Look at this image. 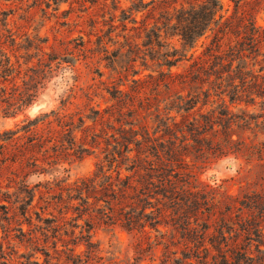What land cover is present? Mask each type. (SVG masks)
Here are the masks:
<instances>
[{"label":"rangeland","instance_id":"rangeland-1","mask_svg":"<svg viewBox=\"0 0 264 264\" xmlns=\"http://www.w3.org/2000/svg\"><path fill=\"white\" fill-rule=\"evenodd\" d=\"M133 1L0 0V60L9 57L14 65L6 81L0 76V264H264V98L256 94L264 91V50L234 63L231 70L242 64L255 78L232 102L218 94L215 76L211 82L202 70L204 79L193 82L179 75L195 60L210 71L215 58L207 62L204 49L211 31L184 50L161 17L165 9L166 17L174 15L173 0L140 12L130 10ZM221 1L226 16L245 11L264 26V0H244L239 9L233 0ZM156 21L162 53L178 49L182 56L171 68L173 79L159 77L169 68L159 65L158 46L144 45ZM223 79L222 88L230 89L233 80L227 73ZM116 89L124 92L122 101L113 99ZM189 99L198 102L185 110ZM131 128L141 142L149 132L172 150L151 159L177 167L168 158L182 157L190 172L178 205L152 199L147 212L153 210L159 230L148 222L129 231L105 222L99 209L105 202L69 199L83 179L115 176L120 161L123 175L131 173L125 153H114L116 141L136 137ZM130 147L135 155L137 146ZM113 153L117 160L110 163L106 156ZM249 219L259 231L244 230ZM187 221L190 231L183 228Z\"/></svg>","mask_w":264,"mask_h":264},{"label":"trees","instance_id":"trees-1","mask_svg":"<svg viewBox=\"0 0 264 264\" xmlns=\"http://www.w3.org/2000/svg\"><path fill=\"white\" fill-rule=\"evenodd\" d=\"M156 1L157 0H150L146 2L145 0H134L130 10L140 12L146 9V7L150 4H154ZM161 1L164 6L168 3L167 0ZM233 1H235L237 9H239L240 3L244 0ZM171 5L173 10H175L174 15L166 17L164 14L169 13V9H165V13L162 14L161 17L167 20L166 26L169 25V27L175 29L173 34L181 36L184 50L196 47L199 39L211 31L212 39L210 44H205L204 55L207 56V62L215 58V64H210L212 66L210 71L207 69L205 70L203 66H198L199 62L198 60H195L191 65V69L188 70L187 73H181L179 75L184 76L186 81H202L204 79L202 76L203 70L205 73L209 74V80L212 76H215V79L219 80L216 84V88L220 90L218 92L220 97L223 98V96L227 95L232 102L237 100L240 96V92L246 91L245 85L248 82V79L250 78L252 81L255 78V75L252 74V71L244 69L246 66L242 64H237L236 69L234 70H231V68L236 60L246 62L252 55L253 59H256L259 55H261L262 50H264V26L258 25L254 17L245 11L239 17L226 16L221 13L223 10V3L221 0H173ZM130 16V21L135 24L133 28H136L138 20L135 16H132V13ZM164 22L165 21L163 20V23ZM124 29H127V25H124ZM145 29H147V27H145ZM146 34L148 42L144 45L154 44L158 46V49H155V52L160 54V56H163L164 59V62L159 63V65H166L169 68L168 72H165L164 70L159 71V77H168L169 79H173L175 73L172 72L171 68L180 60V57H182L179 54V50H167L162 53L161 49L166 46V44L162 40L159 21H156L154 28L150 31V33ZM167 34L168 33L166 32V36ZM154 48L156 47L154 46ZM191 57H194V53H192ZM198 58H200V56H198ZM152 59H154V57H152ZM49 60L50 61L47 65L51 68L52 62L55 58L49 57ZM0 66L2 67L0 76L6 81L8 79L7 77L14 70V65L11 63L9 57H5L0 60ZM217 66L223 68L229 66L230 69L228 71H223L216 69ZM194 67L195 70H193ZM225 73L228 74L229 80H233V83L227 84L230 89L222 88L223 81L225 80L223 79ZM233 75L236 76L233 77ZM148 77L153 79L155 78V74H153V72L149 73ZM236 78L240 80V85L235 83ZM140 80L141 79L135 81ZM210 81L212 82V80ZM240 86H242L241 89ZM116 92L120 93V95L113 93V99L120 98L119 100L122 101L123 98L121 99V97L122 94L124 95V92L121 89H116ZM204 92L209 95L210 89ZM256 94L258 97L264 98V91ZM251 96L254 102L256 97L253 96V93H251ZM192 101V99L186 101V105H183L182 108L189 110L190 108L195 107L198 101ZM178 109H181V107H178ZM169 118H172L174 124H177L175 121L176 117L170 116ZM127 123L132 124V121H127ZM130 131L136 137H133V139H129L127 137L125 142L116 141V151L114 153H118L120 155L125 153L123 160L128 161L126 170L131 173L123 175L122 166L125 163L120 161L117 165L115 176H113V174L103 175V177H101L103 180H101L98 179L99 176L96 174L91 178L83 179L81 184L71 187V190H75L78 196L75 197L76 194L71 195V192H69V199H80L84 202H89L90 198H93L94 204H98L101 201L105 202L106 208L99 207L101 210L100 214L104 218L105 222H107V220L110 221L111 224L120 222L121 226L129 231L138 228H145L148 222L152 227H156L157 230H159V219H156L153 214V210L151 213L147 212L150 207H153L152 199L159 202L161 198H167L169 199L171 206L178 205L184 200L182 195L187 193L189 190V186L191 184V181L189 180L190 172L186 171V163L182 157H176L172 160L171 158H168L169 162L173 160L176 161L177 167L155 161V159L161 160V152H164L166 155H170L172 152V150L166 151L165 140L158 142V139L160 140L161 137H151L148 132L147 136H143L144 140L141 142V140L137 137L138 133L135 132V129L131 128ZM111 137L116 138L115 133L111 134ZM122 138L125 139L126 136H123ZM228 139L229 141H234L230 135L226 140ZM133 142L137 146L135 155H132L134 148L130 147V144ZM114 153L112 154V157H109V154L106 156V158H108L106 160L110 163H114L117 160ZM151 157L155 159H151ZM102 169L104 168L102 167L101 170ZM84 194L86 195L84 196ZM33 198L34 196L30 199L28 203L29 205H31ZM58 202H63V200L60 199ZM202 204H206L205 206L208 205L206 196ZM72 206L73 205H71V207ZM49 207H51V204L48 205V208ZM78 209L79 208L77 207V210ZM206 209L209 210V207L207 206ZM26 213L27 211H25V215ZM212 215H215V211ZM195 216H197V214ZM54 218L55 216L47 220L53 222L52 219ZM196 220H198V217H196ZM250 220L251 219H249L247 223H243L244 230L248 234H251L252 231H259L260 224L256 225V221L252 222ZM190 223V221L184 223L183 228L190 231ZM186 225H188V227H186ZM205 228V230L203 229V235H206L209 225ZM43 229L49 230L46 229V227ZM88 232L87 236H90V230H88ZM200 235V231L195 233V236L199 238L201 237ZM224 236L225 235H223V237ZM223 257L225 260L228 259L226 255ZM205 259L208 261V257H205ZM234 262L236 263V261ZM224 263L228 264V261H225Z\"/></svg>","mask_w":264,"mask_h":264}]
</instances>
